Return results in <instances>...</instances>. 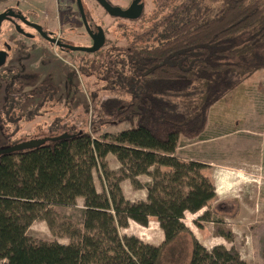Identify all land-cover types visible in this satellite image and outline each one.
Masks as SVG:
<instances>
[{
    "label": "trees",
    "instance_id": "16d2710c",
    "mask_svg": "<svg viewBox=\"0 0 264 264\" xmlns=\"http://www.w3.org/2000/svg\"><path fill=\"white\" fill-rule=\"evenodd\" d=\"M162 1L170 8L164 21L124 54L108 56H116L106 62L115 94L90 97L89 127L57 125L42 144L0 154V264H248L222 220L213 232L231 245L211 249L184 222L187 212H199L217 193L202 173L204 163L181 160L175 152L182 136L200 137L212 106L243 91L244 81L264 69V0ZM5 67L0 126L18 127L17 115L30 119L42 104L32 103L41 91H22L18 80L31 78L26 65ZM109 154L120 162L118 171L110 168ZM96 169L105 183L102 192ZM142 175L151 182L142 183ZM124 179L145 188L146 199H128ZM79 199L82 221L58 220L56 208ZM152 216L164 232L160 244L120 234L129 220L147 226ZM38 219L69 241L30 236Z\"/></svg>",
    "mask_w": 264,
    "mask_h": 264
},
{
    "label": "rangeland",
    "instance_id": "374dc122",
    "mask_svg": "<svg viewBox=\"0 0 264 264\" xmlns=\"http://www.w3.org/2000/svg\"><path fill=\"white\" fill-rule=\"evenodd\" d=\"M108 1L122 8L128 7L132 2ZM143 2L144 16L128 20L109 15L96 0H82L91 27L96 29L95 27L100 26L106 34V43L98 53L62 51L36 34L33 38H22L25 41V49L22 51L19 36H14L13 27L4 23L0 48L6 42L16 49V54H25L27 74L31 78L19 79L18 83L24 85L20 86L25 94L32 90L41 91L35 94L32 103L37 106L36 102L40 99L38 103L42 101V104H39L40 107L35 112L33 110L30 119L23 117L19 120L17 115L18 127L15 123L0 126V147L45 138L60 128L62 130L65 125L75 128L90 126L93 115L90 97L95 95L96 98L105 99L115 94L111 91L113 79L107 78L109 74L106 62L116 56H108L112 53L124 54L132 41L143 42L141 40H145L151 29L162 23L169 13L170 8H163L162 0ZM6 7L20 8L31 19L52 31L55 37H61L70 44H92L75 0H0V12ZM243 88V91L230 96L231 98L212 106L208 129L206 135H203L209 136L213 132L224 135L233 127L239 130L241 128V131L219 139L216 137V140L210 138L212 141L208 140L205 144L198 143L200 137L181 138L175 156L181 159L180 155L186 156L191 152L204 153L205 157L211 155V159L215 161L207 172L210 175L208 178L216 185V196L199 212H187L184 217V222L199 241L207 247L220 243L230 246L228 241L213 232L214 224L222 220L233 230V244L240 250L242 258L248 264H264V154L262 155L261 150L264 149V69L247 78ZM2 94L0 89V102ZM45 95L47 96L44 97ZM57 125L59 129L56 128ZM244 127L253 130L244 131ZM109 131L116 133L113 127ZM107 161L111 169L118 171L121 167L113 154L107 156ZM94 179L97 190L102 192L105 183L97 169L94 170ZM139 179L142 183L151 182L147 175L139 176ZM121 186L125 196L132 201L145 200L147 197V190L135 188L129 179L122 180ZM56 211L58 220L68 219L80 223L83 218V200L79 199L74 206L56 208ZM206 211L209 215L202 218ZM119 231L121 235H135L155 245L164 240V232L155 217L149 218L147 226L129 220L128 227H121ZM28 234L43 241H69L66 237L54 236L47 222L40 219L32 223Z\"/></svg>",
    "mask_w": 264,
    "mask_h": 264
},
{
    "label": "water",
    "instance_id": "95a60500",
    "mask_svg": "<svg viewBox=\"0 0 264 264\" xmlns=\"http://www.w3.org/2000/svg\"><path fill=\"white\" fill-rule=\"evenodd\" d=\"M96 1L103 7V9L109 15H111L113 17H120L123 19H128V20H137V19L141 18V16L144 13V9H145V4H144L143 0H133L131 2V4L126 8H122L121 6H118V5H113L108 0H96ZM77 3H78V7L80 10V14H81L82 20L84 22V25H85L88 33L93 38V44L91 46L63 44L62 42H60L57 39L50 38L45 32H43L41 25H39L37 23H31L30 21H28L24 17H23V20L25 23L33 26L38 31H40L41 34L46 37V39L50 40L51 42L57 44L60 47L67 48L68 50H71V51H82V52H87V53H95V52L99 51L105 45L106 34H105L103 28L100 26L98 27L97 33L94 34L92 32V30L89 26L87 17H86V13H85V9H84V5L82 3V0H77ZM12 15L19 16V14H16L13 11H4V12L0 13V29H1L2 23L7 18V16H12ZM4 60H5L4 52H1L0 53V64H2L4 62ZM66 136H67L66 134L60 135L58 137H55V139L63 138ZM46 140H47L46 138H41V139H33V140H29V141L18 142V143H15L13 145H10V146H7V147L0 149V154H5V153H9V152L29 149V148H32V147H35V146L42 144Z\"/></svg>",
    "mask_w": 264,
    "mask_h": 264
},
{
    "label": "flooded vegetation",
    "instance_id": "af4514ba",
    "mask_svg": "<svg viewBox=\"0 0 264 264\" xmlns=\"http://www.w3.org/2000/svg\"><path fill=\"white\" fill-rule=\"evenodd\" d=\"M75 1L77 3V0H75ZM77 6H78V3H77ZM78 9H79V7H78ZM4 11H13L16 14H19V16H15V15L7 16V18L2 23V26H1V29H0V36L2 35V29H3L4 23L5 22L9 23L11 25V27H13V30H14L13 35L14 36H17V38L19 36V41L21 43L20 44V47L22 48V51L25 49V43H24L25 41L22 38H27V37L28 38H33L34 34L38 35L39 37H41L45 41H48L49 43H53L50 40L46 39V37L43 36L41 34V32L38 31L36 28H34L33 26L25 23L24 20H23V17L25 19H27L28 21H30L31 23H37V24L41 25L42 26V31L45 32L50 38L57 39L60 42H62L63 44H70L67 41H65V39H63L61 37H55L53 35L52 31H49V30L45 29L42 24H40L37 21H34L33 19H31L29 17V15H27V13L24 12V11H22L20 8H17V7H6L0 13H2ZM78 11L80 13V10H78ZM80 16H81V14H80ZM87 20H88V18H87ZM88 23H89V26H90L92 32L94 34L97 33L98 27H95L96 29H94V28L91 27L92 25H91V23L89 21H88ZM85 29H86V27H85ZM86 31H87V29H86ZM87 33H88V31H87ZM88 35L90 36V38L92 40V44H93V38H92V36L89 33H88ZM53 44H55V43H53ZM55 45L58 46L57 44H55ZM58 47L62 51H71V50H68L67 48H64V47H60V46H58ZM1 52H4L5 60H4V62L2 64H0V69L2 67H5L7 65V66L12 67L13 70H16L17 67H19V66H25L26 65V63H25V59H26L25 54L22 53V52H20V54H16V49L13 46H11L10 44L4 42L3 43V46L0 48V53Z\"/></svg>",
    "mask_w": 264,
    "mask_h": 264
},
{
    "label": "crops",
    "instance_id": "0c3cea01",
    "mask_svg": "<svg viewBox=\"0 0 264 264\" xmlns=\"http://www.w3.org/2000/svg\"><path fill=\"white\" fill-rule=\"evenodd\" d=\"M208 123H209V119H208ZM208 123H207V126H206V128H205V130H204V132L200 135V141L198 142V143H200V144H205V143H207L208 142V140H211L210 138H213L212 140H216L217 138L216 137H218V139L220 138V137H222V136H224V135H232V134H235L236 132H240L241 131V128H240V130L238 129V128H232V130H228L224 135L223 134H220V133H216V132H213V133H211L209 136H204L203 134H205V132L207 131V129H208ZM253 129L252 128H249V127H244V131H252ZM230 131V132H229ZM206 135V134H205ZM221 135V136H220ZM181 138H185V137H181ZM181 138H180V140H181ZM188 139V138H187ZM211 140V141H212ZM199 146V145H198ZM178 148H179V145H178V147H177V151H178ZM201 148V147H200ZM262 150V155L264 154V149H261ZM176 151V152H177ZM205 154L203 153V154H199V153H193V152H191L190 154H188V155H180L181 156V160H184V161H187V160H195V161H199V162H201V163H204L207 167H205L204 168V170L202 171L203 172V174L205 175V176H207V177H209L210 178V175H209V173L207 172L208 171V169H209V166H211L212 164H214L215 163V161L213 160V159H211V155H209V156H204ZM215 185V184H214ZM215 187H216V185H215ZM216 193H217V189H216ZM152 217H155V216H152ZM156 218V220H158L157 219V217H155ZM149 243V242H148ZM221 244V243H220ZM223 244V243H222ZM205 245V244H204ZM206 246V245H205ZM207 247V246H206ZM208 249H211L212 247H207Z\"/></svg>",
    "mask_w": 264,
    "mask_h": 264
}]
</instances>
